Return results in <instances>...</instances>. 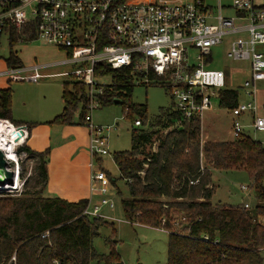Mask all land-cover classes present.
<instances>
[{"label": "trees", "instance_id": "1", "mask_svg": "<svg viewBox=\"0 0 264 264\" xmlns=\"http://www.w3.org/2000/svg\"><path fill=\"white\" fill-rule=\"evenodd\" d=\"M35 39L34 22L18 33L9 29L8 68L22 67L12 51L16 43ZM100 73L112 76L114 82L105 89L100 105L120 102L126 115L135 113L143 126L132 129L130 150L113 155L119 179L128 191V197L120 203L125 221L167 232L166 264H264V146L245 135L233 141L202 144L200 122L182 121L171 107L161 109L149 121L145 106L130 104L134 87L125 72L96 71ZM84 93L78 82L63 85V109L50 124L71 126L77 111L79 124H83ZM238 99L237 90H223L218 104L232 110ZM0 120L20 125L11 120L9 88L0 90ZM153 143L156 148L150 150ZM20 152L39 160L41 187L38 192L16 198L0 196V264H9L12 256L14 264L119 262L113 252L103 256L93 249L99 229L111 224L84 216L87 200L68 202L43 196L48 150L39 153L24 144ZM215 172L245 173L255 193V207L212 202ZM183 218L185 221L175 227L174 223ZM204 236L208 242L201 240ZM215 240L217 245L212 244Z\"/></svg>", "mask_w": 264, "mask_h": 264}, {"label": "built area", "instance_id": "2", "mask_svg": "<svg viewBox=\"0 0 264 264\" xmlns=\"http://www.w3.org/2000/svg\"><path fill=\"white\" fill-rule=\"evenodd\" d=\"M253 1L232 0L224 7L218 0L215 13L203 0H0V34L10 28L18 33L34 22L35 40L64 53V64L74 67L64 75L84 87L83 125L88 131L90 154V199L84 216L107 219L101 215L102 208L115 207L105 196L111 182L107 173L94 169V160L110 155L111 128L92 122V111L101 106V96L114 82L112 76L96 71L125 72L134 88H164L172 100V110L182 121L201 124L204 112L218 102L219 92L227 90L226 74L208 69L212 49L219 47L225 36L246 35L232 41L226 55L234 62H248L249 77L241 89L246 98L252 99L238 102L230 110L234 118L232 138L237 140L244 134L245 127L240 123L243 115L253 116V131H264V117L257 115L254 100L257 83L264 81V6L256 7ZM224 9L234 16H223ZM29 71L27 76L19 75V70H10L7 75L15 81L37 83L41 76L36 68ZM106 78L109 84L104 83ZM0 126L18 134L14 146L17 157L16 150L27 140L26 128L6 120H0ZM133 127L143 128L139 120L133 122ZM9 163L17 165L18 157ZM97 195L101 199L93 202L91 198ZM178 225V221L174 223ZM201 240L208 242L206 236ZM14 263L12 256L9 264Z\"/></svg>", "mask_w": 264, "mask_h": 264}, {"label": "rangeland", "instance_id": "3", "mask_svg": "<svg viewBox=\"0 0 264 264\" xmlns=\"http://www.w3.org/2000/svg\"><path fill=\"white\" fill-rule=\"evenodd\" d=\"M231 2L232 0H220L224 7L230 6ZM253 2L256 7L264 6V0H254ZM203 4L217 13L218 0H203ZM221 13L227 17L234 16V13L227 9L222 10ZM238 38H247V36H225L222 44L212 49V62L208 69L226 73L228 76L226 87L231 90H238L240 93L239 102L247 103L252 99L244 96L241 87L244 80L248 78V62H234L226 56L230 43ZM14 48L23 67L36 68L43 79L37 84L26 80L10 82L12 121L27 124L31 131L39 124L45 128L34 133L32 131L27 146L39 153L48 150L46 169L51 168L52 184L56 187L55 189H58V185L59 187L65 186L62 190L67 188L66 182L70 183L66 178L68 174L74 176L78 182L79 179L80 181L84 179L88 187V164L90 163L88 131L83 124H79L80 112L77 111L74 114L73 125L71 126L50 124L61 113L60 96L62 88L71 79L64 74L69 73L74 67L70 65L56 66L59 62L66 60L64 53L38 40L16 43ZM8 55V36L1 33L0 61L5 62ZM103 81L107 84L110 83L109 78ZM254 100L258 107L257 115L264 116V81L257 83ZM130 104L145 106L150 121L159 115L161 109L170 108L172 100L162 87H135L132 90ZM126 112L124 107L114 104L100 106L92 111V122L95 126L111 128L108 131L110 155L97 161L94 160V169L104 170L109 174L110 180L115 181L114 184L112 181L110 182L105 195L113 201L115 207L113 209L104 207L101 210V215L107 218L102 220L111 226L99 229L98 235L92 242L93 249L99 255L109 256L113 252L118 256L119 262H112L111 264H166L167 233L158 230L159 228L130 224L125 221L122 213L120 203L122 199L128 197V191L125 182L119 179V172L114 163L113 155L130 150L131 132L132 129H135L133 121L140 120V117L135 113L127 116ZM246 117L248 119L250 116ZM233 119L229 109L220 107L214 101L211 110L203 114L200 125L201 143L233 140L231 135ZM240 123L246 128L250 125V121L247 122L245 119H240ZM245 132L249 138L264 146V131L246 129ZM154 148L156 145L153 143L149 149L154 150ZM16 153L18 164L7 163V170L13 173L15 169L18 170V186L12 190L0 191V196L16 198L26 192H38L41 187L38 173L39 160L24 152L18 153V150ZM62 179L65 183L62 182ZM250 183L248 176L243 172H215L212 177V185L216 189L212 202L221 201L233 206L247 205L249 208H253L257 201ZM262 186L264 187V182ZM43 196L49 198L65 197L60 194H51L47 188ZM100 199L101 197L97 195L93 198V202H98ZM180 222L178 221V223Z\"/></svg>", "mask_w": 264, "mask_h": 264}, {"label": "crops", "instance_id": "4", "mask_svg": "<svg viewBox=\"0 0 264 264\" xmlns=\"http://www.w3.org/2000/svg\"><path fill=\"white\" fill-rule=\"evenodd\" d=\"M3 34H7V36L9 37V30H7V31H4L3 32ZM9 45V44H8ZM12 51L15 53V56H16V58L20 61V59L18 58V53L16 52V50H15V48L13 47L12 48ZM58 51V50H57ZM60 52V51H59ZM64 56H65V54H64ZM6 60V59H5ZM21 62V61H20ZM64 62H65V60H63V61H61V62H59L58 64H56V66H64L65 64H64ZM1 63H3V64H1ZM21 64H22V62H21ZM66 66V65H65ZM10 70H13V69H10V68H8L7 67V64H6V61L5 62H3V61H0V90H5V89H10V82H12V81H15V80H12L8 75H7V72L8 71H10ZM14 70H19V75H22V76H27V75H30L31 74V72L29 71L30 70V68H24L23 67V65H22V67L21 68H19V69H14ZM248 77H249V69H248ZM226 74V73H225ZM226 76H227V74H226ZM228 77V76H227ZM46 78V77H45ZM41 79H43V77L41 76V78L39 79V81L41 80ZM248 79V78H247ZM38 81V82H39ZM245 81V80H244ZM37 82V83H38ZM36 83V84H37ZM227 90H231V89H229V88H226ZM11 90V89H10ZM238 91V90H237ZM238 93H239V91H238ZM239 97H240V93H239ZM60 100H61V96H60ZM217 102V101H216ZM238 102H239V99H238ZM237 102V103H238ZM61 104H62V101H61ZM217 104H218V102H217ZM219 105V104H218ZM258 108V107H257ZM62 109H63V105H62ZM62 111V110H61ZM246 116H250V117H248V119H246L247 117ZM246 117V118H245ZM252 115H243V116H241L240 117V119L242 120V119H245V120H247V122L248 121H250V124H251V122H252ZM261 117H264V116H261ZM11 120H12V117H11ZM12 122H14V121H12ZM14 123H16V122H14ZM232 123H233V121H232ZM18 124H20V126H24L25 128H26V131H27V140H26V142H25V145L27 146V143H28V141H29V139H30V135H31V133H32V131H33V133L34 132H36V131H38L39 129H42V128H44L42 125H40L39 124V126L38 127H36V128H34V129H32V131H31V128H29V126L27 125V124H25V123H18ZM201 125V124H200ZM19 126V125H18ZM31 127V126H30ZM246 128V127H245ZM244 128V129H245ZM45 129V128H44ZM246 129H251L250 128V125L246 128ZM246 129H245V131H246ZM244 131V134L243 135H245V136H248V134H247V132H245ZM231 135H232V132H231ZM231 141H233V140H231ZM207 142H209V141H207ZM221 142H225V141H221ZM28 148H29V146H27ZM88 169H89V164H88ZM46 172H47V183H46V188L48 189V191H50L51 192V194H60V195H62V196H65V197H62V198H60V199H62V200H65V201H68V202H78V201H80V200H87V201H89V199H90V194H89V186L87 187V183H86V181L84 180V179H82V181H80V179H79V182H78V180L76 181L75 179V177L74 176H71L70 174H68L67 176H66V178L70 181V183H67L66 182V184H67V188L65 189V190H62L65 186H63V187H59V185H58V189H55L56 187L52 184V177H51V168L49 167V169L47 170L46 169ZM88 178H89V176H88ZM53 180H54V178H53ZM62 182H64L65 183V181H63V179H62ZM52 185V186H51ZM90 185V184H89ZM45 188V189H46ZM58 190V191H57ZM91 200L93 201V198H91Z\"/></svg>", "mask_w": 264, "mask_h": 264}, {"label": "bare ground", "instance_id": "5", "mask_svg": "<svg viewBox=\"0 0 264 264\" xmlns=\"http://www.w3.org/2000/svg\"><path fill=\"white\" fill-rule=\"evenodd\" d=\"M18 134L14 131H9L4 129L2 126H0V151L3 152L6 155V160L7 162H13L17 160V157L15 156V148L14 146L16 145L15 138L17 137ZM15 174V185L14 186H9L5 185V187L0 186V191H5V190H12L18 186V170L17 172H14ZM3 178V177H2Z\"/></svg>", "mask_w": 264, "mask_h": 264}, {"label": "water", "instance_id": "6", "mask_svg": "<svg viewBox=\"0 0 264 264\" xmlns=\"http://www.w3.org/2000/svg\"><path fill=\"white\" fill-rule=\"evenodd\" d=\"M114 105H119L120 102L114 101ZM7 162L4 159L3 153L0 151V186L5 187V185L14 186L15 185V174L7 170ZM3 177V178H2Z\"/></svg>", "mask_w": 264, "mask_h": 264}]
</instances>
